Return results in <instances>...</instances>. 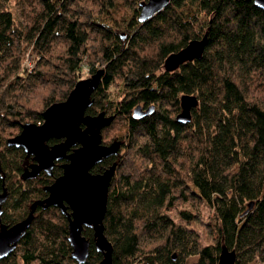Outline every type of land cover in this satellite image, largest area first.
<instances>
[{
  "label": "trees",
  "instance_id": "16d2710c",
  "mask_svg": "<svg viewBox=\"0 0 264 264\" xmlns=\"http://www.w3.org/2000/svg\"><path fill=\"white\" fill-rule=\"evenodd\" d=\"M141 1L0 0V191L8 192L1 221L26 217L63 171L58 160L51 174L23 179L27 155L8 139L25 123L43 122L83 67L103 68L86 112L113 114L102 142L122 141L119 154L92 168L117 160L104 218L112 264H218L223 243L235 249L236 264L264 263V9L253 0H170L139 21ZM206 30L200 58L163 69L170 52ZM27 51L32 69L22 66ZM47 86L41 105H32V93ZM184 93L199 99L187 122L177 119ZM138 104L154 109L135 117ZM203 203L214 209L212 223L200 218ZM172 207L185 223L167 213ZM191 221L205 225L213 242L203 244ZM83 233L90 253L78 263L66 214L38 206L0 264H99L93 229Z\"/></svg>",
  "mask_w": 264,
  "mask_h": 264
},
{
  "label": "water",
  "instance_id": "95a60500",
  "mask_svg": "<svg viewBox=\"0 0 264 264\" xmlns=\"http://www.w3.org/2000/svg\"><path fill=\"white\" fill-rule=\"evenodd\" d=\"M170 0H143L138 19L144 21L163 9ZM264 9V0H253ZM208 40L206 30L202 37L193 38L179 50L170 52L164 59L163 67L173 71L186 61L200 58ZM104 69L100 68L90 76L79 79L66 99L50 104L44 111L41 123L28 122L21 131L8 139V144L23 147L32 161L24 167L21 177H36L41 171L52 173L57 160H63V171L44 189L46 197L37 198L30 204L28 215L9 225L1 221L2 203L8 196L7 189L0 191V257L7 256L30 226L38 206H58L68 217V240L72 257L83 263L90 253V239L83 233L85 227L93 229L95 249L102 253L99 264H112L114 246L105 233L104 218L108 203V189L115 172L117 160L104 170L93 172L92 168L104 158L119 154L122 141L102 142V129L114 115L105 111L87 113L92 104V93L101 81ZM196 94L184 93L180 97L181 110L177 119L190 121L192 108L198 105ZM154 105L144 108L136 105L135 117L149 114ZM58 139L49 143V139ZM264 180V179H263ZM264 182V181H263ZM254 201L249 204L251 207ZM237 253L225 243L221 244L218 264H236Z\"/></svg>",
  "mask_w": 264,
  "mask_h": 264
},
{
  "label": "rangeland",
  "instance_id": "374dc122",
  "mask_svg": "<svg viewBox=\"0 0 264 264\" xmlns=\"http://www.w3.org/2000/svg\"><path fill=\"white\" fill-rule=\"evenodd\" d=\"M142 2V1H141ZM140 2V3H141ZM14 3V1H12V4ZM140 3H139V6H140ZM12 6V5H10ZM13 8H15V6H12ZM140 13V12H139ZM119 32H122L123 35L124 33H126L125 30H122V29H118ZM34 55L27 51L26 54L24 55L23 57V60H22V66L26 67V68H33L32 64V60H34ZM164 64V62H163ZM164 69V67H163ZM91 74L87 71L86 67H83L82 70H81V73L79 75V79L81 78H85V77H88L90 76ZM51 91L50 88L47 86V87H42V88H39L37 90H35L32 94H33V99L30 101V103L32 105H35V106H39L41 105V102H42V99L44 97V95H46L47 92ZM32 157L29 156L27 157L24 161H23V165L26 167L31 161H32ZM186 208L188 209H191V205L188 203L186 204ZM167 213H169V215L171 217H173V219L177 222H182V223H185V221L181 218L180 214L178 213V209L176 208H170ZM213 213H214V209L207 203H203L201 205V214H200V218L203 219L205 222L207 223H212L213 221ZM189 226L191 228H193L194 230H196L198 232V234L200 235V240L203 244H210L212 243V236L211 234L209 233L208 229L205 227V225H201L199 224L197 221H191L189 222ZM190 261L192 260H195V257H190L189 259ZM250 264H264L262 261H260L259 259L257 260H253Z\"/></svg>",
  "mask_w": 264,
  "mask_h": 264
},
{
  "label": "bare ground",
  "instance_id": "6f19581e",
  "mask_svg": "<svg viewBox=\"0 0 264 264\" xmlns=\"http://www.w3.org/2000/svg\"><path fill=\"white\" fill-rule=\"evenodd\" d=\"M140 9H141V5H140ZM156 13H157V12H156ZM156 13H154L153 15H155ZM153 15H152V16H153ZM152 16H151V17H152ZM149 18H150V17H149ZM147 19H148V18H147ZM138 20H139V19H138ZM145 20H146V19H145ZM145 20H144V21H145ZM139 21H140V20H139ZM102 75H103V74H102ZM101 79H102V76H101ZM64 160H65V159H63L62 161H64ZM55 163H56V162H55ZM44 190H45V189H44ZM45 191H46V190H45ZM46 192H47V191H46ZM47 195H48V192H47Z\"/></svg>",
  "mask_w": 264,
  "mask_h": 264
},
{
  "label": "flooded vegetation",
  "instance_id": "af4514ba",
  "mask_svg": "<svg viewBox=\"0 0 264 264\" xmlns=\"http://www.w3.org/2000/svg\"><path fill=\"white\" fill-rule=\"evenodd\" d=\"M58 161V160H57ZM63 162V161H62Z\"/></svg>",
  "mask_w": 264,
  "mask_h": 264
}]
</instances>
